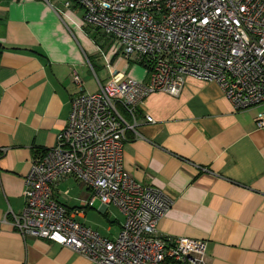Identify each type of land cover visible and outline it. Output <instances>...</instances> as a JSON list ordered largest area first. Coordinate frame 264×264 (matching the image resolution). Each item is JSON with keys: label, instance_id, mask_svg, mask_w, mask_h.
<instances>
[{"label": "crops", "instance_id": "crops-1", "mask_svg": "<svg viewBox=\"0 0 264 264\" xmlns=\"http://www.w3.org/2000/svg\"><path fill=\"white\" fill-rule=\"evenodd\" d=\"M64 1L0 0V264H93L66 246L23 238L9 214L23 207L34 153L54 146L66 124L77 91L71 71L86 89L90 69L103 80L136 68L127 69L111 43L102 54L107 39L83 23L82 8ZM100 55L110 60L106 73L93 64ZM136 79H146L144 68ZM263 112L264 103L235 110L215 82L187 75L179 95L149 94L137 115V135L127 133L126 172L171 198L159 231L204 240L205 264H264V128L256 126ZM70 181L80 185L73 197ZM55 191L81 210L79 222L106 237L118 234L123 216L115 205L95 200L84 206L91 190L72 178ZM71 198L78 203L69 204Z\"/></svg>", "mask_w": 264, "mask_h": 264}, {"label": "built area", "instance_id": "built-area-1", "mask_svg": "<svg viewBox=\"0 0 264 264\" xmlns=\"http://www.w3.org/2000/svg\"><path fill=\"white\" fill-rule=\"evenodd\" d=\"M72 4L82 8L85 25L144 68L146 79L115 70L103 80L95 76L97 87L88 91L71 71L77 91L66 124L54 146L34 153L23 207L9 211L11 225L25 239H47L93 264H205L204 240L159 231L171 198L126 172L123 145L128 132L137 135L143 100L154 92L179 95L187 75L215 82L235 110L264 103V0L63 2ZM256 126L264 128V112ZM67 178L91 190L84 206L97 200L118 208L123 222L115 237L79 222L81 210L57 198L56 186Z\"/></svg>", "mask_w": 264, "mask_h": 264}, {"label": "rangeland", "instance_id": "rangeland-1", "mask_svg": "<svg viewBox=\"0 0 264 264\" xmlns=\"http://www.w3.org/2000/svg\"><path fill=\"white\" fill-rule=\"evenodd\" d=\"M111 41L110 40H106V44L107 45H105L104 46V48L102 49V51H103V53L102 54H104V52L106 51V50H108L109 48H108V45H109V43H110ZM113 55V54H112ZM120 56L122 57V54L120 53ZM100 58H102V60H104V63L100 60L99 61V59ZM100 58L98 59V62L99 63H97V65H96V63L93 61V64L95 65V66H101V68L103 69H97V72L98 71H105V73L107 72V66H105L104 67V64H105V62H107V63H110V60H107L106 58H103L101 55H100ZM116 59V58H115ZM125 59V58H124ZM125 61H126V63H127V69L129 68V67H136V68H134V70H132L130 73V75H129V77H131V78H133V79H136V76H141V75H143V67L140 65V64H138V63H135V62H133L132 60H127V59H125ZM106 65V64H105ZM89 73L91 74V76L90 77H92L91 78V80H90V78H89V80H88V83L86 84V89L87 90H90V91H94L95 89H96V87H97V85H96V81H95V77H94V75H93V72H92V70L90 69V71H89ZM101 74V73H100ZM100 79H101V75H100ZM68 185L70 186V188H71V190H70V192H71V195H72V197L73 196H75L76 195V193H77V190L80 188V185H78V184H76V183H73V181H70L69 183H68ZM61 188H64L63 186L61 187ZM59 199H60V197H59ZM68 201V203L69 204H75V203H78V201L76 200V199H74V198H71V199H68L67 200ZM98 207H99V204L98 203H96V205H95V211H96V213H97V215L99 216L100 214H99V212H98ZM110 210H112V214H116L115 213V211H114V209H113V207L111 206L110 207Z\"/></svg>", "mask_w": 264, "mask_h": 264}, {"label": "trees", "instance_id": "trees-1", "mask_svg": "<svg viewBox=\"0 0 264 264\" xmlns=\"http://www.w3.org/2000/svg\"><path fill=\"white\" fill-rule=\"evenodd\" d=\"M77 5V4H76ZM80 7V6H79ZM1 46V45H0ZM2 47V46H1ZM25 50H28V51H33L32 49H25Z\"/></svg>", "mask_w": 264, "mask_h": 264}]
</instances>
